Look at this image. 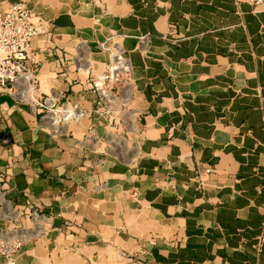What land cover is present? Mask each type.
<instances>
[{"label": "crops", "instance_id": "crops-1", "mask_svg": "<svg viewBox=\"0 0 264 264\" xmlns=\"http://www.w3.org/2000/svg\"><path fill=\"white\" fill-rule=\"evenodd\" d=\"M25 1L53 23L52 42L33 44L38 77L57 79L0 92V174L12 169L15 203L50 217L17 264H264V11L250 0ZM102 45L126 60L138 110L123 158L87 87ZM64 107L80 116L65 122Z\"/></svg>", "mask_w": 264, "mask_h": 264}, {"label": "built area", "instance_id": "built-area-1", "mask_svg": "<svg viewBox=\"0 0 264 264\" xmlns=\"http://www.w3.org/2000/svg\"><path fill=\"white\" fill-rule=\"evenodd\" d=\"M250 3L254 10L264 11V0H250ZM52 26L51 20L29 8L25 0L17 2L0 0V92L6 88H16L18 92L17 83L21 78H26L27 83L31 86H34L38 81L43 48H36L33 41L40 38L45 40V43L49 42L53 35ZM49 48V52L52 53V47L49 46ZM119 58L123 59L128 66L121 54H119ZM60 62L63 63L62 60ZM77 71L80 69L78 68ZM129 73V66L120 70L119 76L125 75V78L119 77L122 85L117 91L121 97L129 87L131 101L133 84ZM103 75V85L106 81L117 79H113L112 74ZM87 87L98 96L94 109L95 113L103 120L104 141L110 152H113L111 149L114 146V140L112 141L110 138L111 135L119 136L127 143L128 137L140 134L137 109L130 111L128 115L123 113L117 117L118 111L114 109L116 101L107 103L99 89L98 77L90 79ZM113 88L111 86L108 92L117 100L118 97L112 90ZM117 128H119L118 131H116ZM90 135L92 140L99 138L95 131L91 130ZM126 149L128 148L126 147ZM126 152L116 154V157L123 158ZM11 170V168H7L5 174H0V195L2 196L0 199V264H17V258L22 248L28 243L37 241L45 233L50 221V217L41 212L35 203L26 201L19 204L13 201L10 194L12 187L9 183L13 174ZM213 172L214 168L212 167H207L200 172L196 177L198 185L202 186L204 176ZM105 186L106 184H94L95 189ZM262 240L263 237L256 244L258 250Z\"/></svg>", "mask_w": 264, "mask_h": 264}, {"label": "bare ground", "instance_id": "bare-ground-1", "mask_svg": "<svg viewBox=\"0 0 264 264\" xmlns=\"http://www.w3.org/2000/svg\"><path fill=\"white\" fill-rule=\"evenodd\" d=\"M109 60L111 63L109 71L111 72L110 74H112L113 79H115L119 75L120 70H123L124 67H128L126 65L125 61H123V59L119 58V51L116 49L113 53H111L109 55ZM79 69L85 71L84 70L85 68H83V67L82 68L80 67ZM103 79H104L103 74L98 75V85H99V89L101 91V94L103 95V97L107 101V103L114 102L113 101L114 98L112 97V95H110L109 92L103 86ZM18 83L24 89V91L27 92V89H28L27 88V84H28L27 79L21 78L18 81ZM29 87H30V85H29ZM129 96H131V94H130L129 87H127L126 90L124 91V94L121 97H119V101L123 102L124 104H129L130 103V100H129L130 97ZM62 110L64 111L62 118L65 120V122H67V121L69 122L71 119H76L77 117L80 116V114L77 112V109H75V108L64 107ZM131 115L133 116L134 114H131ZM58 120H59L58 117H56L55 121L53 120L50 123V126L53 128V130L55 132H58L61 129L57 123ZM110 138L112 141L114 140V146L112 148L113 150L119 147V153L126 152L125 151L126 142L123 140V138L116 136V135H111ZM134 149H136V146L134 147ZM0 199H2L1 195H0Z\"/></svg>", "mask_w": 264, "mask_h": 264}, {"label": "rangeland", "instance_id": "rangeland-1", "mask_svg": "<svg viewBox=\"0 0 264 264\" xmlns=\"http://www.w3.org/2000/svg\"><path fill=\"white\" fill-rule=\"evenodd\" d=\"M52 42V40H51ZM102 49L103 50H99V53L97 54H92L91 55V59L93 61V65L97 64L95 68H92V72L95 76L98 77L99 74H108L110 75V71H109V66L111 65L110 60H109V55L111 54L109 52L110 48L108 46H104L102 45ZM69 61V60H68ZM101 63V64H99ZM99 64V66H98ZM94 75L91 77V78H94ZM119 77L122 79V78H125V75H118L114 80V81H106V83H104V87L105 89L108 91L110 89L111 86H113L114 88L112 89L115 93H116V96L118 97L117 101H116V105H115V110L118 111L117 113V117H119V115L121 114H125V115H128V113L130 111H135V105L132 103V101H130V103L128 105H124L123 102L119 101V92L117 91L119 89V87L122 85V83L119 81ZM38 79H40L42 81V89L45 88L44 85H47V86H50L51 83H49L51 80L54 81L55 79V74L54 73H44L42 75H40L38 77ZM38 82V81H37ZM36 82V83H37ZM92 90V89H91ZM33 92H36V89L33 88ZM129 102V101H128ZM119 109H120V113H119ZM129 109V110H128ZM119 127V126H118ZM119 128H117L116 131H118Z\"/></svg>", "mask_w": 264, "mask_h": 264}]
</instances>
